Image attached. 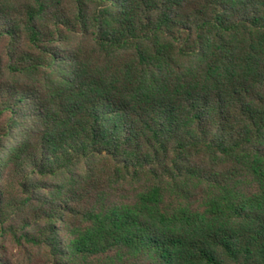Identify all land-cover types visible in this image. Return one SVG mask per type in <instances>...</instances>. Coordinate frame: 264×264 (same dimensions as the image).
<instances>
[{"label":"trees","instance_id":"1","mask_svg":"<svg viewBox=\"0 0 264 264\" xmlns=\"http://www.w3.org/2000/svg\"><path fill=\"white\" fill-rule=\"evenodd\" d=\"M0 47L19 262L264 264V0H0Z\"/></svg>","mask_w":264,"mask_h":264},{"label":"rangeland","instance_id":"2","mask_svg":"<svg viewBox=\"0 0 264 264\" xmlns=\"http://www.w3.org/2000/svg\"><path fill=\"white\" fill-rule=\"evenodd\" d=\"M1 48V47H0ZM18 251L14 246L9 243L7 240H4L3 238H0V260H3V263L0 264H6L5 260H14L13 263H18L19 257L17 256ZM39 258V257H38ZM37 259V258H36ZM22 264L21 262H19Z\"/></svg>","mask_w":264,"mask_h":264}]
</instances>
